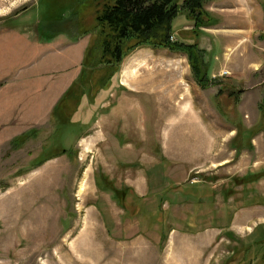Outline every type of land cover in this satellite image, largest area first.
I'll use <instances>...</instances> for the list:
<instances>
[{
	"label": "rangeland",
	"instance_id": "obj_1",
	"mask_svg": "<svg viewBox=\"0 0 264 264\" xmlns=\"http://www.w3.org/2000/svg\"><path fill=\"white\" fill-rule=\"evenodd\" d=\"M96 2L0 0V28L92 29ZM204 9L169 37L197 44L205 86L182 52L99 49L68 107L0 125V264H264V0Z\"/></svg>",
	"mask_w": 264,
	"mask_h": 264
},
{
	"label": "crops",
	"instance_id": "obj_2",
	"mask_svg": "<svg viewBox=\"0 0 264 264\" xmlns=\"http://www.w3.org/2000/svg\"><path fill=\"white\" fill-rule=\"evenodd\" d=\"M71 28L49 38L37 29L0 28V125L23 130L46 121L80 74L86 48L91 55L99 50L96 21L92 29ZM71 94L78 92L67 96L64 107L72 102Z\"/></svg>",
	"mask_w": 264,
	"mask_h": 264
},
{
	"label": "trees",
	"instance_id": "obj_3",
	"mask_svg": "<svg viewBox=\"0 0 264 264\" xmlns=\"http://www.w3.org/2000/svg\"><path fill=\"white\" fill-rule=\"evenodd\" d=\"M205 1L207 0H182L181 3H177L175 0H98L94 15L98 30L96 41L100 49V56L96 63L115 66L133 48L132 46L139 44L168 48L171 51L187 55L195 80L198 84L205 86L204 81L207 80V75L206 70L202 68L201 51L197 44L170 41L169 39L172 32V20L181 11L186 12L196 30L200 26L211 24V15L204 9ZM36 29L38 31V28ZM131 42L133 43L131 44ZM88 55H91V52L87 47L79 76H82L84 72L83 67ZM79 76L55 104L53 112L56 111V114L63 108L67 96L74 91V85L80 81ZM67 123L61 122L63 126ZM30 132L32 130L14 137L11 141L12 146L21 144ZM65 151L67 149H62L61 153L63 154ZM42 157L35 164L51 158ZM116 198L119 201L122 199L120 196H116Z\"/></svg>",
	"mask_w": 264,
	"mask_h": 264
},
{
	"label": "built area",
	"instance_id": "obj_4",
	"mask_svg": "<svg viewBox=\"0 0 264 264\" xmlns=\"http://www.w3.org/2000/svg\"><path fill=\"white\" fill-rule=\"evenodd\" d=\"M170 39H171V40H174V38H173L172 36L170 37Z\"/></svg>",
	"mask_w": 264,
	"mask_h": 264
}]
</instances>
